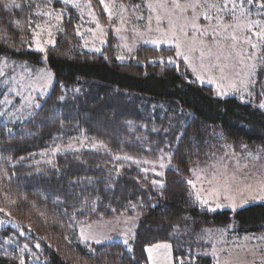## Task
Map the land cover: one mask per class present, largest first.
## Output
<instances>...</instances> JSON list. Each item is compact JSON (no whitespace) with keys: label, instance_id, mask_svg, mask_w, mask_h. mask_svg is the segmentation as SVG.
<instances>
[{"label":"trees","instance_id":"1","mask_svg":"<svg viewBox=\"0 0 264 264\" xmlns=\"http://www.w3.org/2000/svg\"><path fill=\"white\" fill-rule=\"evenodd\" d=\"M50 2L64 8L58 0L46 3ZM37 3L18 0L15 13L22 23L16 29L7 21L0 23V64L2 57L10 56L43 65L42 53L20 44L29 35ZM0 20L10 18L0 10ZM170 55L142 48L128 63L109 61L104 54L81 51L71 26L59 34L45 54L56 79L49 97L28 121L11 130L0 120V199L18 204L16 208L32 222L26 236L0 223V264H147V247L161 243L170 244L176 264H215L206 231L199 228L219 231L235 223L241 234H264V204L213 213L194 203L188 184L191 167L208 165L215 160L212 155L220 157L229 147L264 149V108L255 101L218 97L212 87L187 79L176 66L157 63ZM256 81L257 89L264 83V68ZM74 86H82L79 95L64 98L62 87ZM144 102H163L170 109L161 120L145 119L162 127L148 140H143L141 130H132L145 122L139 110ZM179 109L189 113L185 125L169 121ZM167 123L177 126L169 128ZM85 132L108 150L49 154ZM163 149L170 154L171 167L161 187H152L151 177L144 176L137 164H122L116 158L119 153L158 158ZM35 211L53 214L54 222L72 227L77 220L140 218L129 251L121 243L88 245L77 238L70 245L58 227L48 223L50 215L42 221ZM190 222L192 234L177 237L176 228ZM35 243L43 246L37 253L39 262L26 251L35 249Z\"/></svg>","mask_w":264,"mask_h":264},{"label":"rangeland","instance_id":"2","mask_svg":"<svg viewBox=\"0 0 264 264\" xmlns=\"http://www.w3.org/2000/svg\"><path fill=\"white\" fill-rule=\"evenodd\" d=\"M47 1L39 0L34 17L29 20V35L20 40L25 50L44 55L43 65L16 61L10 56L1 59L0 120L10 130L28 121L51 94L56 79L45 54L68 26L78 38L81 51L104 54L109 61L128 63L142 48L166 50L171 55L157 63L176 66L187 79L212 87L218 97H237L245 103L255 101L264 108L261 107L264 83L256 89V78L264 68V8L260 7L259 0L251 4L247 0H67V3L58 0L64 8L56 7L53 2L47 4ZM16 5L18 0L14 3L0 0V10L10 18L0 23L7 21L14 29L22 23L15 13ZM40 47L44 52L38 50ZM81 90L82 86L71 90L62 87L64 98L77 95ZM139 110L144 120L149 117L161 120L170 114L169 105L163 102H144ZM188 115L179 109L168 118L185 125ZM176 123H167V126H177ZM161 128L145 120L133 125L132 130H141L143 140H148ZM148 149H151L150 144ZM82 150L108 149L85 132L57 145L49 154ZM41 155L43 157V153ZM218 155H212L210 159L215 160L208 165L191 167L188 184L194 203L213 213L225 210L235 213L264 204V149L239 146L235 151L229 147L225 154ZM169 156L163 149L158 158L120 153L116 158L122 164H137L144 176L151 177L148 180L152 187H161L165 172L171 167ZM5 202L11 203L0 199V223L16 227L22 236L32 232V222L16 208L18 204ZM34 214L42 221L50 215L48 223L57 226L59 235L70 245L77 238L88 245L121 243L129 251L140 218L123 215L113 220H77L72 227L65 222H54L56 216L48 212L35 211ZM234 224L219 231L208 227L198 229L202 233L206 231V241L211 244L208 252L215 258V264H264V234L244 235ZM194 229L191 222L182 225L176 228V236L185 238ZM185 241L190 242V239ZM42 247L35 243V249L26 250L36 259L34 262L40 261L37 253ZM146 251L147 264H176L168 243L149 246Z\"/></svg>","mask_w":264,"mask_h":264},{"label":"snow or ice","instance_id":"3","mask_svg":"<svg viewBox=\"0 0 264 264\" xmlns=\"http://www.w3.org/2000/svg\"><path fill=\"white\" fill-rule=\"evenodd\" d=\"M12 2L14 3V0H12ZM254 0H247V3H253ZM260 2V7L264 8V0H259ZM65 3H67V0H65ZM18 7V5H16ZM253 47H255V45H253ZM40 52H44V49L42 47H40L38 49ZM46 58V57H45ZM60 99H63V97H60ZM261 107H264V104L261 105ZM163 166V165H162ZM155 183V182H154ZM189 183H191V181H189ZM202 203H206L205 201H202ZM217 207H221V205H217ZM0 211H2V209H0ZM100 241H97V243H99ZM125 243H127V241H125ZM165 247H167L165 245ZM151 251V249H149V252Z\"/></svg>","mask_w":264,"mask_h":264}]
</instances>
